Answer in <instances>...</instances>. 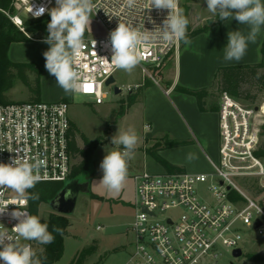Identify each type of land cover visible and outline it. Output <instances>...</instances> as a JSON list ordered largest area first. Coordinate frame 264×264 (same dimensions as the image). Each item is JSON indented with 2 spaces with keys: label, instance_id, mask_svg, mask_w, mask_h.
<instances>
[{
  "label": "built area",
  "instance_id": "obj_1",
  "mask_svg": "<svg viewBox=\"0 0 264 264\" xmlns=\"http://www.w3.org/2000/svg\"><path fill=\"white\" fill-rule=\"evenodd\" d=\"M94 3L97 12H93L91 24L95 28L90 25L91 31L85 34L80 67L93 90L80 94L94 96L100 104L107 97L103 90L107 80L117 71L100 58L111 59L110 32L119 21L142 25L144 16V27L151 30L153 24L147 17L150 15L157 25H162L168 10L153 8L144 13L128 6L126 0H94ZM142 3L147 8V0ZM31 4L34 9L39 6L50 9L55 7V0H13L14 11L1 6L0 11L26 32L27 20L49 17L47 12L38 18L29 13ZM181 6L179 0L180 10ZM180 47L181 42L153 45L144 52L141 63L159 68ZM142 71L150 74L143 65ZM69 107L68 99L0 103V163H10L17 155L9 151L19 150L26 158L39 154L45 161L41 181H67L74 165ZM218 126V161L210 159L213 172L164 168L144 170L133 176L135 217L129 230L134 245L125 264H216L225 251L242 249L243 233L264 234V102L246 104L228 92H221ZM0 197L19 204L11 190L0 189ZM15 208L9 205L8 211L0 214V224L8 231L18 222L10 215ZM25 210L30 213L29 201ZM140 213L146 214V219L137 228ZM21 242L33 248V241Z\"/></svg>",
  "mask_w": 264,
  "mask_h": 264
},
{
  "label": "rangeland",
  "instance_id": "obj_2",
  "mask_svg": "<svg viewBox=\"0 0 264 264\" xmlns=\"http://www.w3.org/2000/svg\"><path fill=\"white\" fill-rule=\"evenodd\" d=\"M181 1V10L190 22L191 29H187V35L193 30L208 25L207 19L212 14L207 10L206 0ZM22 16L26 17L24 14ZM213 20L212 25H209L208 29L201 33H205V36L214 38L212 40L208 39V41L213 46H217L219 44L215 42L216 37H214V33L208 35L212 31V27L215 25L217 18H213ZM49 21L50 18L45 20L43 24L37 26L40 28L37 33L29 32V40L18 41L12 44L9 49V57L13 62L34 63L39 67L41 70V92L44 90L48 96L62 94L61 96H66V99L70 100L69 116L74 125L77 144L81 148H86L85 140L88 143L97 141V146L92 150L88 169L77 170L65 182L66 184L78 179L89 183V185L88 191H81L79 193L73 214L67 216L69 225L64 235V253L55 264H125L134 245V238L129 230L135 217L133 175L142 172L144 166L150 163L151 160H154L151 157L148 158L142 138L144 136H152L153 134L156 135L148 139L149 148L156 143L159 146L163 145L161 150L166 148L164 158L169 156L173 161L184 163V167L187 168L185 170L187 171L213 172L214 168L210 159L212 161H218L219 149L218 118L214 111L218 112L219 110L220 92L217 85L210 86L211 96L207 98V104L208 108L214 110L208 111V115L204 118V129L208 133L205 141L195 142L189 144L187 147H166L162 142L158 141L165 140V136L169 133L162 134L160 129H156V126H159L162 122V113H166L170 107H175L178 91L177 93H172L171 96L166 95L168 103L159 94L150 95L151 90L147 93L146 91L150 86L158 88V83L164 86L162 75L164 74L167 77V74H169L168 67L165 68L168 66L167 63L165 62L161 67L157 68L155 65L143 62L131 74L123 70H117L114 74L116 79L114 85H118L122 89V92L116 94L114 85L105 86L103 90L107 92V97L100 104L96 103L94 96L80 93L65 94L63 89L57 85L55 77L50 75L45 68L43 53L50 46L44 43L43 40L48 35L46 30ZM91 25L95 28L94 24ZM26 26H32V24L26 22L25 28ZM216 35L219 36V33H215ZM198 41L196 40L195 42ZM194 43L192 49L198 55L204 57L206 53L201 46L202 44L196 43L194 47ZM186 47L188 48V45ZM196 62L199 63V59ZM142 65L148 68L150 74L143 73ZM220 65L224 66L223 64ZM220 65L217 71L221 67ZM13 71L16 72L14 68ZM29 77L31 84L35 86L37 75L35 73H29ZM186 81L187 79L184 76L182 82ZM179 87L183 88L185 85L181 83ZM245 88L250 89L251 93L256 94L255 101L253 103L246 101V104H262L264 102V89H257L256 86H250L248 84L245 85ZM7 96L11 101H30L32 100V87L30 88L17 77L14 81L13 88L7 92ZM149 96L150 99H147ZM134 98L136 100L142 99L143 104L139 103L129 106V102ZM40 100L44 99L40 97ZM45 101L48 100L45 99ZM188 108H193L194 115L199 113L196 105L191 102L188 103ZM122 109H126L127 111V114L124 116H121ZM178 109L181 111L179 106ZM151 123L153 124V129L150 130L153 133L150 132V127H146ZM129 127L136 129L139 142L135 149L134 157L128 162V179L125 187L118 194L111 193L99 183L103 176L100 164L107 152L122 150L123 146L113 145L111 140L117 133L118 128L127 130ZM190 152L195 153L198 159L189 162L187 155ZM82 159V155L74 156V165L80 163ZM162 168L160 166L154 170L161 171ZM57 215L59 213L51 208L49 202H43L41 204L39 217L42 223H47L51 216ZM98 226H101V229H98ZM243 239L245 240L241 245L243 254L240 257H235L231 250H227L223 256L218 258L216 264H264V234L257 235L255 232L243 233ZM33 242L34 251L36 253L41 252L43 245L35 241Z\"/></svg>",
  "mask_w": 264,
  "mask_h": 264
},
{
  "label": "clouds",
  "instance_id": "obj_3",
  "mask_svg": "<svg viewBox=\"0 0 264 264\" xmlns=\"http://www.w3.org/2000/svg\"><path fill=\"white\" fill-rule=\"evenodd\" d=\"M126 3L144 13L146 9H167L168 15L162 25H157L149 15L147 19L153 24L151 30L144 27L145 16L142 25L134 26L131 21H119L118 26L109 34L112 51L110 61L107 57H100L108 66L131 74L143 60L144 52L153 45L177 42H183L186 46L191 44L187 35L189 20L179 9V0H147V8L143 7L142 0H126ZM206 4L207 10L212 14L208 19L217 17L222 21L235 19L239 24L248 26L249 31L246 35L239 30L230 31L227 45L224 47V61H240L246 54L249 43H255L264 28V0H206ZM94 11L97 12L94 0H55V7L50 9L45 6L34 9L32 4L29 8V13H33L37 18L45 12L50 16L47 24L48 35L43 40L50 46L43 53L45 68L68 95L88 92L86 88L92 85L83 78L80 67L86 46L84 37L86 31H91ZM95 45L96 41L93 40V49ZM138 142L139 137L134 127L127 130L118 128L112 137L111 143L123 148L107 152L100 164L103 176L99 183L108 192L118 194L125 187L128 179V162L134 157ZM9 152H15L17 155L10 163H0V189L16 193L19 204L15 201H5L0 197V214L6 213L9 205H15L16 208L10 215L18 222L11 231L0 224V262L42 264L41 258L32 246L21 241H35L44 245L54 240L47 223H42L39 216L25 210L29 200L39 199L38 194L27 195V192L42 180L41 169L45 161L39 154L26 158L25 155H20L19 150ZM196 159L198 157L195 153H188L189 162ZM259 211L261 212V209ZM145 219L146 214L140 213L135 226L140 228ZM54 231L61 230L54 228Z\"/></svg>",
  "mask_w": 264,
  "mask_h": 264
},
{
  "label": "trees",
  "instance_id": "obj_4",
  "mask_svg": "<svg viewBox=\"0 0 264 264\" xmlns=\"http://www.w3.org/2000/svg\"><path fill=\"white\" fill-rule=\"evenodd\" d=\"M13 0H0V6L3 9H10L13 11ZM49 17L41 20H28L32 26H26V32L21 31L4 13L0 11V103L11 102L7 96V92L14 86V81L19 77L27 86L32 87V100H40V77L41 70L34 63H17L13 62L9 57V49L12 43L18 41L29 40L28 33H37L40 28L37 26L43 24V22ZM189 20V19H188ZM223 21L218 19L215 24H221ZM34 25V26H33ZM209 25H206L200 29L193 30L189 33V39L204 32L208 29ZM190 28V22L188 30ZM47 32V30H46ZM87 32V31H86ZM48 34V32H47ZM262 60L257 63L247 64H235L221 66L215 73L214 81L211 87L217 85L219 92H228L233 97L243 101H250L253 103L256 99V94L251 93L250 89H246L245 85L256 86L257 89H264V40L261 47ZM13 68L16 72L13 71ZM29 73H35L37 75L36 84L33 86L29 77ZM211 87L191 89L176 87V90L180 93L189 94L196 98L197 105L200 111L206 112L208 110H214L208 108L207 98L211 96ZM220 96V94H219ZM134 98L129 102V106L135 103ZM126 112V109L121 110V116ZM97 141L88 143L85 140L86 148H81L77 144L76 132L72 123V141L71 149L74 156L82 155L83 159L80 163L73 165L72 176L77 170L88 169L90 165V159L92 150L97 146ZM162 142L166 147L184 146L191 144L190 140L171 139L168 135L165 136V140ZM161 146L158 143L147 148L146 153L154 159V161L165 168L167 171H184L185 167L176 165L160 154ZM65 182L61 181H40L34 188L28 190V195L38 194V200H29V211L32 215L39 216L40 206L43 202H49L55 195L63 188ZM48 230L52 232L54 240L52 243L44 244L43 250L38 252L37 255L41 258L42 264H55L64 253L65 234L69 225L68 217L66 215L59 214L57 216H51L47 222ZM54 228H59L60 232H55ZM90 250V249H88Z\"/></svg>",
  "mask_w": 264,
  "mask_h": 264
},
{
  "label": "crops",
  "instance_id": "obj_5",
  "mask_svg": "<svg viewBox=\"0 0 264 264\" xmlns=\"http://www.w3.org/2000/svg\"><path fill=\"white\" fill-rule=\"evenodd\" d=\"M236 30L241 31L245 35L249 31L247 25L239 24L235 19L227 20V21H223L221 24L213 25L212 31L208 33V35L214 33V37H216L215 42L219 45L213 46V44L209 42L208 39L212 40L214 38L205 36V33H201L197 36L190 38L191 44L188 45V48L184 43H182L179 51L175 55L170 57V59L166 62L168 66H166L165 68L168 67L169 74H167V77L164 74H163L164 77L162 75L164 86L160 85V83H158L159 85H157L159 89L155 86H150L149 88H147L148 90L146 91V93L151 90L150 95L159 94V96L168 103L166 95L171 96L172 93L174 92L177 93L176 87L179 86L181 83L185 85V88H191V89L210 87L213 83L215 73L217 72V68L219 67L220 64L235 65V64L260 62L262 60L261 47L264 40V28H262V32L258 35L256 42L249 43L246 54L240 61L238 62L224 61L223 59L224 47L227 45L228 42V33L230 31H236ZM215 33L217 34L219 33V36L217 35L215 36ZM196 40L199 41L195 42ZM193 43H194V47L196 43L202 44L201 46L204 52L206 53L204 57H201L200 55L197 54L195 50L192 49ZM198 59L200 64L196 62ZM184 76L187 79L186 82H182V78ZM61 95L62 94H58L56 96H48L44 90L41 92L42 99L44 100L47 99L48 101H57L58 99L59 100L66 99V96H61ZM147 99H150V96ZM176 100H175L176 103L175 107L173 108L170 107V109H167L166 113H162L163 115L161 116L162 122L160 123L159 126H156V129H160L162 134L169 133L171 136L169 134L168 135L169 138L171 139L176 138L182 140H190L192 141L191 144L195 142H201L202 140L205 141V139L208 137V133L205 131L203 123L205 116H207L209 113L208 111L211 110H208L206 112L200 111L196 102V98L189 94L178 92L176 96ZM189 102L196 105L197 110L199 112L197 113V115H194L193 108L192 109L188 108ZM139 103L143 104L142 99L141 100L137 99L133 105ZM177 105L179 106L181 111H179ZM214 113L217 115L218 118V112L214 111ZM125 114H127V111L125 112ZM147 127H150L149 130L153 129V124L151 123L147 125ZM150 132L153 133L152 130H150ZM218 132H219V126H218ZM154 136L156 135L153 134L152 136H144L142 138L143 140L142 142L144 143L145 146L144 147L145 151L147 150V148H149L148 139H151V137L153 138ZM188 145H184L180 147H187ZM162 147L163 145L161 146V148ZM165 149L166 148H163L160 151L163 157H165V152H164ZM147 156L148 158L150 157L149 155ZM167 158L170 162L176 165H180L183 167L185 166V164L182 162L173 161L172 158H170L169 156H166V159ZM160 166L161 165L157 164L154 160H151L150 163L144 166L143 171L144 170L157 171L154 169L159 168Z\"/></svg>",
  "mask_w": 264,
  "mask_h": 264
},
{
  "label": "water",
  "instance_id": "obj_6",
  "mask_svg": "<svg viewBox=\"0 0 264 264\" xmlns=\"http://www.w3.org/2000/svg\"><path fill=\"white\" fill-rule=\"evenodd\" d=\"M213 18L207 19V24L212 25ZM116 82V79L113 76L109 77V79L106 82L107 86L114 85ZM114 91L116 94H119L122 92V89L118 85H114ZM66 182V181H65ZM88 185L89 183L79 181L78 179H75L69 183L64 184L63 188L55 195L54 198H52L49 203L51 208L62 215H71L75 211V207L77 204L78 195L81 191H88ZM261 222L258 221V225H260ZM243 254L242 249H236L233 252V255L235 257H240Z\"/></svg>",
  "mask_w": 264,
  "mask_h": 264
},
{
  "label": "snow or ice",
  "instance_id": "obj_7",
  "mask_svg": "<svg viewBox=\"0 0 264 264\" xmlns=\"http://www.w3.org/2000/svg\"><path fill=\"white\" fill-rule=\"evenodd\" d=\"M93 90V86L92 85H89L87 88H86V91H92Z\"/></svg>",
  "mask_w": 264,
  "mask_h": 264
},
{
  "label": "flooded vegetation",
  "instance_id": "obj_8",
  "mask_svg": "<svg viewBox=\"0 0 264 264\" xmlns=\"http://www.w3.org/2000/svg\"><path fill=\"white\" fill-rule=\"evenodd\" d=\"M71 177H72V176H71ZM71 177H70V178H71ZM79 181H81V180H79ZM83 182H84V181H81V183H83Z\"/></svg>",
  "mask_w": 264,
  "mask_h": 264
}]
</instances>
